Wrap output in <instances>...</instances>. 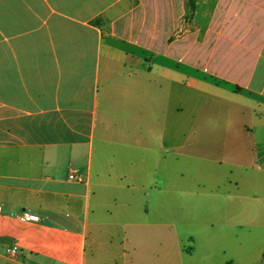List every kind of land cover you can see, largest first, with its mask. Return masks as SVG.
Listing matches in <instances>:
<instances>
[{
  "label": "crops",
  "instance_id": "obj_1",
  "mask_svg": "<svg viewBox=\"0 0 264 264\" xmlns=\"http://www.w3.org/2000/svg\"><path fill=\"white\" fill-rule=\"evenodd\" d=\"M185 11L0 0V264L224 263L221 239L200 238L195 260L152 213L170 210V155L204 196L225 166L264 164V0ZM144 180L148 191L129 184Z\"/></svg>",
  "mask_w": 264,
  "mask_h": 264
},
{
  "label": "rangeland",
  "instance_id": "obj_2",
  "mask_svg": "<svg viewBox=\"0 0 264 264\" xmlns=\"http://www.w3.org/2000/svg\"><path fill=\"white\" fill-rule=\"evenodd\" d=\"M256 149L260 150L258 147ZM139 167L140 174L146 170L145 165L139 164ZM191 167L188 163L181 167L179 159L170 155V179L167 183L170 210L162 214L152 213L154 217L159 215L161 219H165L167 226L161 230L175 239L183 252L192 251L195 260L199 257L200 238L206 235L215 236L224 242L223 264H260L264 252V164H249L246 169L225 166L226 170H232V174L224 175L220 172L223 175H219L215 183L217 191H213L214 196H204L202 193L205 191H201L202 195L199 194L195 184L189 181V178H194L193 171L191 177L189 175ZM185 169L188 170L189 184L181 187L180 177ZM157 183L156 180L150 185L151 191H157ZM129 184L136 186L135 191L149 190L146 180L131 181ZM185 188L195 193L184 195L179 192ZM225 204L234 207L233 212L226 214ZM225 219H228L227 227L222 226L225 225ZM126 230L114 229L118 254L129 253L128 247L118 245L122 232Z\"/></svg>",
  "mask_w": 264,
  "mask_h": 264
},
{
  "label": "built area",
  "instance_id": "obj_3",
  "mask_svg": "<svg viewBox=\"0 0 264 264\" xmlns=\"http://www.w3.org/2000/svg\"><path fill=\"white\" fill-rule=\"evenodd\" d=\"M68 179L70 180H75V181H80V179L74 174V173H70L68 176ZM19 219L21 221H38V217L35 215H31L28 213H22L19 217ZM9 253H14L15 252V247H12L9 251Z\"/></svg>",
  "mask_w": 264,
  "mask_h": 264
},
{
  "label": "trees",
  "instance_id": "obj_4",
  "mask_svg": "<svg viewBox=\"0 0 264 264\" xmlns=\"http://www.w3.org/2000/svg\"><path fill=\"white\" fill-rule=\"evenodd\" d=\"M194 5H195V0H185V15H184V20L186 22H190L192 15H193V11H194ZM264 263V252L261 256V263Z\"/></svg>",
  "mask_w": 264,
  "mask_h": 264
}]
</instances>
